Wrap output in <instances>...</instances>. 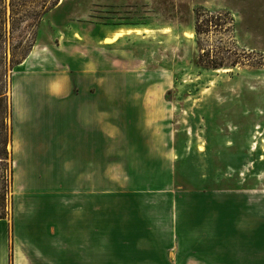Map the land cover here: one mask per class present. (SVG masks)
Returning a JSON list of instances; mask_svg holds the SVG:
<instances>
[{"label": "rangeland", "instance_id": "374dc122", "mask_svg": "<svg viewBox=\"0 0 264 264\" xmlns=\"http://www.w3.org/2000/svg\"><path fill=\"white\" fill-rule=\"evenodd\" d=\"M53 1L0 0V216L36 192L21 185L16 100L51 66L52 33L93 46L97 23L146 25L89 50L103 70L109 48L127 54L87 78L100 173L65 158V264H264V0H65L54 18ZM167 229L176 248H141Z\"/></svg>", "mask_w": 264, "mask_h": 264}, {"label": "crops", "instance_id": "0c3cea01", "mask_svg": "<svg viewBox=\"0 0 264 264\" xmlns=\"http://www.w3.org/2000/svg\"><path fill=\"white\" fill-rule=\"evenodd\" d=\"M64 10L65 0H59L49 12L54 18L65 14ZM114 25L119 24L97 23L91 34L93 46L84 44L86 34L78 30L76 35L73 28L67 32L64 29L59 37L52 33L53 43L44 46L51 66L44 74L36 73V81L25 83L17 96L15 138L21 148L16 160L24 179L21 185L36 187V192L19 196L13 219L0 218V264H65V158L69 161L71 155L81 171H90L92 164L94 173H100L101 118L91 126L85 117H102L103 100L100 89L88 87L87 78L120 70L119 65L126 62L122 53L127 54V50L122 48L117 54V49L109 48V58L104 56L102 61L106 70L100 67L101 60L98 63L91 58L89 50L101 52L109 47L102 45L105 43L98 40V35ZM112 100L115 99L105 98L106 105H111ZM157 227L152 225L151 233ZM166 234L165 243L157 247L148 243L141 248H176L173 230L167 229ZM163 257L168 256L165 253Z\"/></svg>", "mask_w": 264, "mask_h": 264}, {"label": "bare ground", "instance_id": "6f19581e", "mask_svg": "<svg viewBox=\"0 0 264 264\" xmlns=\"http://www.w3.org/2000/svg\"><path fill=\"white\" fill-rule=\"evenodd\" d=\"M146 29V25H114L104 28L98 35V40L105 44H113L126 37H137Z\"/></svg>", "mask_w": 264, "mask_h": 264}, {"label": "trees", "instance_id": "16d2710c", "mask_svg": "<svg viewBox=\"0 0 264 264\" xmlns=\"http://www.w3.org/2000/svg\"><path fill=\"white\" fill-rule=\"evenodd\" d=\"M57 1H58V0L53 1L52 5L56 4ZM4 150H6V149L4 148ZM5 152H6V151H5ZM1 217H4V216H0V218H1Z\"/></svg>", "mask_w": 264, "mask_h": 264}]
</instances>
